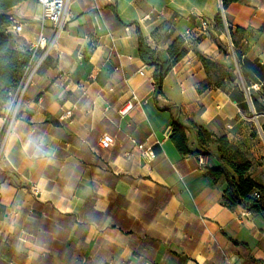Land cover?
<instances>
[{"label": "crops", "instance_id": "obj_1", "mask_svg": "<svg viewBox=\"0 0 264 264\" xmlns=\"http://www.w3.org/2000/svg\"><path fill=\"white\" fill-rule=\"evenodd\" d=\"M16 9L24 26L14 48L26 51L42 8L33 0ZM68 11L1 153L0 264H264V217L222 205L226 183L199 169L190 123L225 137L264 184V0L223 9L232 56L215 27L219 0H70ZM179 36L187 53L158 92L138 40L164 60ZM199 56L222 65L216 81ZM174 122L192 154L170 140ZM103 134L114 140L108 150ZM143 142L150 165L136 148ZM207 149L219 166L217 145Z\"/></svg>", "mask_w": 264, "mask_h": 264}, {"label": "trees", "instance_id": "obj_2", "mask_svg": "<svg viewBox=\"0 0 264 264\" xmlns=\"http://www.w3.org/2000/svg\"><path fill=\"white\" fill-rule=\"evenodd\" d=\"M27 1L33 0H0V106L11 104L30 64L27 51L14 48L13 35L8 28V15L12 8ZM236 2H243V0H222V8L225 10L229 4ZM214 22L219 32L225 30L219 14L215 16ZM227 29L231 38V30L229 27ZM237 31L241 30L237 29ZM137 52L145 65L154 68L153 80L159 92L161 81L186 55L187 47L182 37L175 38L165 51L166 59L162 60L142 38H139ZM199 59L208 74V79H212L210 68H218V64L201 56ZM190 123L197 129L198 142L202 148L201 152L195 153L196 155L204 153L210 161L212 157L207 149L208 145L210 143L217 145L220 165L214 167L209 163L206 172L212 181L222 178L226 183L221 199L222 205L230 211L239 208L264 217V184L258 183L251 176L252 163L249 159L244 157L239 149L231 145L225 137L212 140V134L209 131L195 126L191 121ZM170 140L180 153L192 154L187 147L185 128L176 122L173 123ZM255 193L257 196L254 195Z\"/></svg>", "mask_w": 264, "mask_h": 264}, {"label": "built area", "instance_id": "obj_3", "mask_svg": "<svg viewBox=\"0 0 264 264\" xmlns=\"http://www.w3.org/2000/svg\"><path fill=\"white\" fill-rule=\"evenodd\" d=\"M36 1L42 8V22L40 26V31L38 32L36 39L27 47L26 51L30 58V64L26 70L25 76L19 86L18 91L16 92L15 97L12 99V102L10 104L11 116L10 117L5 116L0 125V141L2 140L0 144V150H1L0 157L8 135L12 132L15 124L20 119V111L18 108L21 105L22 98L24 96L28 84L30 83L32 76L42 67L45 60L55 49L58 41L60 40L62 33L64 32V28L70 18L68 11L70 0H36ZM219 5H220V17L223 22L225 33L229 38V32L227 29L228 27L226 25L225 15L222 8V0H219ZM45 22H48L50 25V36L48 38L44 35ZM23 26L24 25L21 20H19L14 14L9 13L8 28H9V32L13 36L21 34L23 30ZM208 29H209L208 22L204 20L201 21L202 34H206ZM132 102L138 103L137 99L134 96L127 103L126 109L120 110L118 112L119 115L123 116L127 108H131ZM70 117H71V112L65 111L62 114L61 119L66 120L69 119ZM98 143H99V148L103 150H108L113 146L114 140L111 136L107 134H103L99 138ZM136 148L139 151L143 162L147 165H150V163L154 159V152L152 149V145L148 144L147 142H143L137 145ZM196 159L199 169L202 171H206L207 167H209L208 156L204 153H200L196 156ZM254 195L257 196L256 193ZM244 212L248 214L247 211Z\"/></svg>", "mask_w": 264, "mask_h": 264}, {"label": "rangeland", "instance_id": "obj_4", "mask_svg": "<svg viewBox=\"0 0 264 264\" xmlns=\"http://www.w3.org/2000/svg\"><path fill=\"white\" fill-rule=\"evenodd\" d=\"M38 4V3H37ZM39 5V4H38ZM40 6V5H39ZM41 7V6H40ZM14 14H15V16L19 19V20H21L22 21V14H21V12H20V9H16L15 11H14ZM49 23H46V26L48 25ZM45 26V27H46ZM66 27V26H65ZM65 29V28H64ZM223 33L225 34V37H226V44H227V50H228V55L229 56H232V52L231 51H233V46H232V43H231V41H230V37L228 38L227 37V35H226V33H225V30L223 31ZM14 36H16V35H14ZM216 64H218V63H216ZM218 66L220 67H218V68H215V67H212V68H210V70H211V72H212V80L213 81H216L217 80V78H219L220 76H221V74H222V65H220V64H218ZM19 109V111H20V107L18 108ZM5 116H7V117H10L11 116V108H10V103L8 104V105H6V106H0V122H2L3 121V118L5 117ZM1 142H2V140L0 141V144H1ZM0 152H1V150H0Z\"/></svg>", "mask_w": 264, "mask_h": 264}]
</instances>
